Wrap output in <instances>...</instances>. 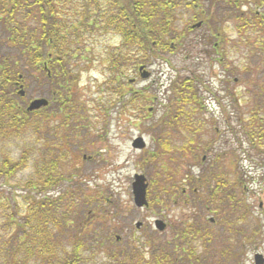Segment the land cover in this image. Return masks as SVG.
Listing matches in <instances>:
<instances>
[{
	"label": "rangeland",
	"instance_id": "1",
	"mask_svg": "<svg viewBox=\"0 0 264 264\" xmlns=\"http://www.w3.org/2000/svg\"><path fill=\"white\" fill-rule=\"evenodd\" d=\"M103 1L110 0H99L100 3ZM188 1L192 3L194 0ZM215 1L198 0V11L208 17ZM80 3L81 0H56L59 14H64L62 19L67 25L66 34L70 40L75 39L70 21L76 23L73 11L82 9ZM247 3L243 8L246 23L223 21L225 13L222 12L215 19L206 18L207 24L203 23L200 28L194 29L190 36L183 39L179 49H173L163 59H154L144 65H148L146 70L151 74L149 79L140 77L138 69L141 65L136 67L132 63L127 66L124 79L119 80L116 86H125V97L113 95L109 84L113 74L108 59L114 50L121 47V37L99 32L103 36L89 37L86 34L82 38L81 43L73 48L77 54L70 56L71 59L67 58V61L73 74L81 79L71 89V95L74 103L84 105L82 115L86 119L78 122L77 129L73 126L66 129L71 133L66 141L68 149L60 151L56 148L60 143L58 136L47 135L42 129L33 126H27L17 134L0 136V168L6 160L18 162L23 154L28 157L26 167L10 180L5 182L4 176L0 174V264H44L41 258L27 254L25 241L22 245L19 243L23 234L17 224L24 226L29 211L33 209L27 195L30 183L40 178L38 168L47 159L59 158L62 154L66 158L59 165V172L64 180L48 196L57 197L63 193L68 194V197L71 195L80 209L74 230L63 228L57 235L61 255L71 251L76 226L82 222L90 225V232L98 241L101 238L104 240L100 248L94 246L93 252L86 250L83 254L88 261L86 264H115L111 254L120 252L127 241L140 239L143 243L149 235L169 239L177 229L184 230L192 219L197 218L199 223L196 222V225L209 228L213 234L212 238L209 230H202L199 251H214L209 256V264H223L224 259L218 250L223 246L226 234H222L221 226L217 224V213L213 210L202 213L192 204L186 203L187 198L181 195V184L180 192L171 198L163 191V187L171 188L174 183L173 180H167L165 169H170L172 177L181 183L187 176L201 174L203 168L198 165L197 157L199 162L206 157L205 168L212 167L215 174L221 175L231 186L235 178L239 181L240 189L237 191L239 199L245 203V209H239L227 218L235 219L236 224L248 232L258 228L259 235L254 244L237 249L241 254V264H255L256 254L264 257V146L260 147L261 151L253 150L245 134L252 130L248 123L256 115L255 112L264 118L263 110L257 109L259 94L264 89V30L255 26L252 18L260 12L259 7L252 0ZM182 17L177 22L180 31L185 29L193 14ZM214 32L218 33V37L213 35ZM4 33V26L0 25V43L4 39L3 35H6ZM8 49L7 44L0 46V56ZM179 75L182 78L200 79V82L195 80V83L202 105L196 112V120L193 118L188 125L187 133L182 125L184 116L180 117L177 129H166L169 128L167 122H162L170 98V82ZM28 78V83L23 81L26 96L21 104L25 108L36 99L51 100L43 74L32 71ZM134 79L136 81L132 83ZM27 85H30L28 89L25 88ZM151 94L155 98L148 96ZM123 103L129 104L124 106ZM39 120V116L30 118L32 123L38 121L39 124ZM51 121L52 127L60 126V115L54 114ZM201 122L203 125L199 126ZM181 125L182 128H179ZM158 138L168 141L175 161L170 162L169 156L162 157L160 161H151V155L157 150ZM136 139H142L145 148H134ZM211 141L213 145L206 152V146ZM192 152L198 155L195 157ZM215 162L219 171L212 165ZM159 173L164 177H160ZM135 175H143L147 179L149 202L154 198L161 201L152 210L136 209L134 206L132 183ZM152 183L154 187L151 190ZM187 183L183 182L186 186H182L191 197ZM150 194L152 198H149ZM101 195L107 196L110 203L118 204V209L124 212L121 222L113 223L110 220L105 227L101 211L104 209L109 219L111 209L102 199L100 204L93 203L91 211L81 208L83 200L96 202ZM159 195L161 198H158ZM33 196L37 199L43 197L36 193ZM244 210L248 215L243 214ZM241 215L244 220H237L236 217L242 218ZM212 219L214 223L209 227L208 222ZM156 220L166 224L164 232L155 229ZM137 223H142L140 229L136 228ZM109 230L118 232L117 236L124 245L109 243L104 238L105 231ZM23 231L31 232L29 227H24ZM207 234L210 237H206ZM88 241L85 246L89 245ZM95 244H98L97 241ZM16 246L22 249L13 263L9 256Z\"/></svg>",
	"mask_w": 264,
	"mask_h": 264
},
{
	"label": "trees",
	"instance_id": "2",
	"mask_svg": "<svg viewBox=\"0 0 264 264\" xmlns=\"http://www.w3.org/2000/svg\"><path fill=\"white\" fill-rule=\"evenodd\" d=\"M248 1L216 0L210 9L209 16L205 17L195 9L193 6L195 2L190 3L188 0H112V11L110 13V7H108L105 14V33L109 34V31L112 30L114 35L121 37L122 42L121 47L114 50L108 59L110 72L113 74V77L109 79L111 93L125 97V86L119 84L120 86L116 87L118 81L124 79L126 73L124 69L131 66L132 63V66L136 65V67H138L137 65L150 64L154 59H163L166 54L172 53L173 49H179L183 39L193 33L192 25L196 22L201 21L207 24L206 18L215 19L217 14L222 12L225 13L223 21L238 20L246 23L244 18L246 13L243 8L248 5ZM252 1L260 9V12L255 13L252 17L254 25L264 30V0ZM88 2L93 4L94 1L88 0ZM83 3L86 5L87 0H83ZM97 5L98 3H95L93 12L90 11L92 6L88 5L84 8L85 14H74L73 19L76 20V23L70 21V26L75 39L70 40L66 34L67 25L64 23V18L62 19L64 14H59L56 0H0V25L6 26L4 34L7 35H3L4 39L1 40L0 46L3 47L7 44L10 48L0 56V136L17 134L21 129L33 126L35 129H42L47 135L50 133L53 136H58L60 143L56 145V148L60 151L65 152L63 149H68L66 146L69 145L66 144V141L70 138L71 133L66 129L70 126L77 129L78 122H82L86 118L82 115L85 109L84 105L78 102V104L74 103L71 95V89L76 87L81 79L80 76L73 74L67 58L71 59L77 54L73 48L81 43L84 36H103L99 33L101 16L96 14V11L97 13L100 11V7ZM188 13H192L193 18L185 29L180 31L177 22ZM213 35L218 37L217 32H214ZM25 68L44 75L51 100L53 98L52 90H56L59 103L57 109H52L49 106L37 113L27 112L21 104L23 99L19 96L16 86L19 77L28 83V76L31 72ZM195 80L200 82V79L182 78L179 75L171 81L170 98L166 112L162 117V122H167L169 127L166 129H177L180 117L184 116L185 121L182 122V125L184 124L183 128L188 130V125L196 117V112L201 109L202 98ZM29 87L30 85L25 86L27 89ZM148 96L155 98L153 94ZM258 98L260 103H257V109H262L264 112V89ZM123 104L126 106L129 103ZM255 113L256 115H253L248 123L252 130L245 134L252 144V149L261 151L260 147L264 146V118H261L257 112ZM54 114L60 115V126L52 127L51 117ZM38 116L40 117L39 124L38 121L36 123L30 121L31 117L38 118ZM182 125L179 128H182ZM167 156H169L170 162L175 161L168 141L158 138L157 150L150 159L152 162H156ZM65 158V154H62L59 158H52L49 161L47 159L38 168L37 174L40 178L37 182L30 183V192L27 195L34 210L29 211L24 226L17 224V228L21 229L23 234L19 243L22 245L25 241L28 246L26 247L27 254L38 259L41 258L44 264H86L87 258L85 259L83 256L86 250L93 252L94 246L100 248L104 244L102 238L98 241L92 235L90 225L87 226L82 222L80 226H76L77 230H75L76 235L72 241L71 251L62 254L63 256L59 252L57 235L63 228L74 230L73 226L76 224L75 219L80 209L72 200L71 195L68 197V194L63 193L57 197L48 196V193L56 190L64 180L63 175L59 172V165ZM27 159V154H23L18 162L6 160L0 168V174L4 176V181L10 180L23 170L26 167ZM233 172L235 173V171ZM159 174L160 177H164L163 174ZM164 174L168 181H174L171 188L163 187L164 193L171 198L180 192V182L172 177L170 169H165ZM235 179L233 186L230 183L229 185L222 184V186L217 181L215 189L217 191L219 187H222L227 192L233 213L239 209H245V203L239 199L237 191L240 189L239 181L237 178ZM153 187L152 183L150 189L152 190ZM35 193L43 195L42 199L34 197ZM150 197L152 198L151 194ZM158 198H161L160 195ZM101 199L111 209L109 219L108 214H105L107 212L104 209L101 211L105 227L106 222L110 220L113 223L121 222L125 215L124 212L118 209V204L110 203L105 195H101V198H98L96 202L88 199L83 200L81 208L91 211L93 203L100 204ZM156 199L150 200L149 208L151 210L155 204L161 202ZM243 214L248 215L245 210ZM241 216L242 218L236 217V219L244 220L243 215ZM196 222L197 220L192 219L187 228L177 229L169 239H158L154 235H149L144 238L143 243L142 240L137 239L129 240L124 245L122 239L117 240L118 232L114 230L105 231L104 238L109 243L124 245L120 252L115 251L111 254L115 264H209L208 259H211L209 256L213 255L214 251L211 253L208 249L199 251L198 242L202 230H209L212 238L213 234L209 228L204 229V227L197 226ZM24 227H29L31 232H24ZM209 227L211 226L209 225ZM227 229L229 232L225 235L226 240L222 242L221 250H218L224 259L223 264H241V254L237 252V249L254 244L259 235L258 228H253L248 232L239 227L233 219L230 220V227ZM210 234H207L206 237H210ZM87 240H89V245L85 246ZM96 241L98 244H95ZM209 241L212 239L206 240V242ZM21 249V246H16L13 253H10L9 257H12L13 263ZM212 259H214L213 256Z\"/></svg>",
	"mask_w": 264,
	"mask_h": 264
},
{
	"label": "flooded vegetation",
	"instance_id": "3",
	"mask_svg": "<svg viewBox=\"0 0 264 264\" xmlns=\"http://www.w3.org/2000/svg\"><path fill=\"white\" fill-rule=\"evenodd\" d=\"M92 1H94L93 4H90L87 0V4L85 5V3H83V0H81L80 4L82 5V9L81 10L75 9L73 12L75 15L85 14L84 8H86L85 6H88V5L92 6L91 7L92 9L90 11L93 12L94 8H95V3L96 4L98 3L97 6L100 7V11H98L99 13H97V11H96V14L97 15L100 14V16H101V20L99 23L100 24L99 32L105 34V26H106L105 14L108 11L107 10L108 7H110L109 12L111 13L113 2H112V0H110L109 2L103 1L101 3L99 2V0H92ZM111 2H112V4H111ZM87 8H89V7H87ZM3 20H5V19H3ZM2 22L4 23L5 21H2ZM5 27L6 26H4V28ZM109 33H112V30H110ZM135 81H136L135 79L131 80L132 83ZM16 86H17V88H19V84H16ZM52 95H53V98L50 101V106L53 109H57V106L59 103H58V98L56 96V90H52ZM41 99H43V98H41ZM202 125H203L202 122L199 123V126H202ZM184 131L187 133L189 130L184 129ZM213 142H214V140H213ZM213 142L211 141L209 143V145L206 146V147H208L205 149L206 152L210 151L209 148H211V146L213 145ZM193 154L195 157L198 155L197 152H194ZM218 158L220 159V156ZM197 161H198V165L203 168L201 171V174H199L197 176H195V175L194 176H187V178L180 183L181 189H182L181 195L185 196L187 198L186 203L192 204V206L195 209L198 208V210H200L202 213L209 212L211 210L216 212L217 213V220H218L217 224L221 226L222 234H226L229 232L227 227H230V220L227 218V216L233 214L232 204H231V201L228 200L227 192H225L224 189H222V187L221 188L219 187L217 191H215V189L217 188V181H219L220 185H222V184L229 185V183L221 175L215 174V170H212V167L205 168L204 162L206 161V157H203L201 162H199L198 157H197ZM212 165L217 171H219L220 168L218 166H216V162ZM183 182H188L187 188L192 193L191 197H190V195H187V191L185 190V187H183V186H186V184L184 185ZM225 193H226V195H224ZM195 220H197V222L199 223V220L197 218ZM212 223H214V220L213 219L209 220L208 224L211 225Z\"/></svg>",
	"mask_w": 264,
	"mask_h": 264
},
{
	"label": "water",
	"instance_id": "4",
	"mask_svg": "<svg viewBox=\"0 0 264 264\" xmlns=\"http://www.w3.org/2000/svg\"><path fill=\"white\" fill-rule=\"evenodd\" d=\"M201 25L202 23H198L193 28H200ZM140 71L141 72L143 71L142 76H141L143 79H147L150 76V74L146 70H144L143 67L140 69ZM20 79H22V77H20ZM19 94L22 97L25 96L23 87H21ZM48 105H49V102L45 99L35 100L29 105L27 112L29 113L37 112L43 108L48 107ZM133 147L137 149H143L145 148V143L142 139H137L134 142ZM148 187H149V184L147 183V179L145 178V176L135 175L134 182L132 184V194H133L134 206L137 209H146L149 207V202L147 198ZM154 224H155V228L159 232L165 231L166 224L163 221L156 220ZM141 227H142V223H137L136 228L140 229ZM117 240L119 241L120 238L118 237ZM254 261H255V264H264V257L261 254H257L254 258Z\"/></svg>",
	"mask_w": 264,
	"mask_h": 264
}]
</instances>
